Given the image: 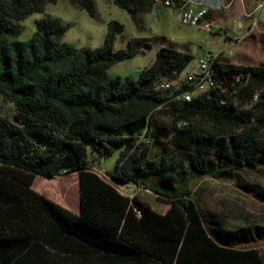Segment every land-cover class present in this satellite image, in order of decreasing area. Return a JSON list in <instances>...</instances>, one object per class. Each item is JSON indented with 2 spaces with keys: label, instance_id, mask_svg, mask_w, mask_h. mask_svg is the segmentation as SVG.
Returning <instances> with one entry per match:
<instances>
[{
  "label": "trees",
  "instance_id": "16d2710c",
  "mask_svg": "<svg viewBox=\"0 0 264 264\" xmlns=\"http://www.w3.org/2000/svg\"><path fill=\"white\" fill-rule=\"evenodd\" d=\"M68 1L95 16L94 0ZM104 1L141 27L154 0ZM55 3L0 0V97L13 107L11 119L0 115V264H264V249L239 248L247 237L264 236V227L232 232L211 215L208 231L192 190L176 184L183 158L192 174L217 181L264 171V66L219 58L220 89L176 100L154 84L184 71L194 57L159 37L130 38L116 50L124 33L118 21L107 24L104 44L95 49L64 43L67 26L48 14L35 22L29 40L18 41L22 21ZM157 42L153 62L137 78L108 75L112 65ZM236 77L243 84L231 86ZM255 90L260 97L250 106ZM161 109L171 120L173 152L151 136ZM88 146L99 158L120 151L112 173L95 170ZM72 174L78 213L32 187L37 176ZM129 184L153 191L166 212L122 194L120 187ZM241 187L264 203L263 187Z\"/></svg>",
  "mask_w": 264,
  "mask_h": 264
},
{
  "label": "rangeland",
  "instance_id": "374dc122",
  "mask_svg": "<svg viewBox=\"0 0 264 264\" xmlns=\"http://www.w3.org/2000/svg\"><path fill=\"white\" fill-rule=\"evenodd\" d=\"M94 1L96 6L95 16H90L84 10L72 6L68 0H56L55 4H47L44 13H34L22 21V31L17 40L21 42L29 40L35 31V22L43 18L45 14L58 18L63 25L67 26V32L62 41L77 49L101 47L107 34V24L113 20L124 26L123 35L118 37L115 43L116 50L124 49L127 40L130 38L152 36L160 28V25L154 22L151 29L144 30V26H135L126 10L119 8L110 1ZM232 18L235 19V17ZM258 20L264 22V9L263 12L262 9L259 11ZM176 34L189 37L196 43L203 44L206 50L210 52L222 53L225 58H228L234 64L264 66V43H259L257 47H254L249 45V41H245L240 46L229 47L223 35L212 36L211 33L196 27H185V25ZM158 47L157 42L152 50H143L131 60L112 65L108 69V75L110 77L137 78L138 73L153 62ZM161 111L163 110L155 112L156 128L151 136H158L162 147L173 152V148L168 144L171 120L168 115ZM12 114L13 107L0 97V115L11 119ZM159 128L168 134L159 135ZM119 155L120 151L118 150L110 157L99 158L96 153L91 152V148L88 146L89 160L100 170L101 176L114 171ZM179 157H182V155L179 154ZM182 162L176 175V184L188 185L192 190V199L200 210L208 231L211 227L210 222L213 215L224 229L232 232L240 230L253 231L255 227H264V203L255 199L252 194L241 187L245 183L259 185L264 188V171H240L234 181H217L212 178L197 177L190 172L184 158ZM148 183L152 184L153 182L149 181ZM33 189L66 209L78 213L79 188L77 174L64 175L55 179H45L37 176L34 180ZM120 189L124 191L126 196L130 198L137 197L139 200L148 203L159 214H163L168 209V205L157 199L153 191L140 189L136 184L122 186ZM240 244L243 245H239V248L264 249V236L257 239L247 237Z\"/></svg>",
  "mask_w": 264,
  "mask_h": 264
},
{
  "label": "crops",
  "instance_id": "0c3cea01",
  "mask_svg": "<svg viewBox=\"0 0 264 264\" xmlns=\"http://www.w3.org/2000/svg\"><path fill=\"white\" fill-rule=\"evenodd\" d=\"M187 0H178L179 3H183ZM195 3L203 2L210 8L207 18L215 25L217 31L211 33L212 36H224L227 41V46H240L243 42L249 41V45L257 47L259 43H264V22L258 20L259 11L264 9L263 0H193ZM263 6L259 9V4ZM198 6V5H196ZM255 12V15L248 17L249 14ZM261 16V15H260ZM232 17H235L232 18ZM256 19V25L251 28L252 22ZM231 21V22H230ZM157 22L160 25L159 30L155 31L152 36L144 38H162L165 39V44L173 47L176 51L189 54L194 59L203 57L207 53H213L203 46V44L196 43L193 39L182 35H177L176 32L183 27L180 24L175 14L171 9L164 8L160 14L153 15L151 11L143 16L144 30L151 29L152 23ZM191 27V26H185ZM234 36L238 38V41L234 44L231 42V38L228 36ZM158 50V49H157ZM220 54L221 62L247 66L241 64H234L225 58L222 53ZM95 170L99 173L100 170L95 167ZM34 184V183H33ZM33 187V186H32ZM120 192L125 195L124 191L120 189ZM79 212V208H78Z\"/></svg>",
  "mask_w": 264,
  "mask_h": 264
},
{
  "label": "built area",
  "instance_id": "2783aa9c",
  "mask_svg": "<svg viewBox=\"0 0 264 264\" xmlns=\"http://www.w3.org/2000/svg\"><path fill=\"white\" fill-rule=\"evenodd\" d=\"M262 6V3L259 4L257 9ZM164 8L171 9L177 21L182 25L196 27L208 33L217 31L215 25L207 18L210 8L204 5L202 1L195 3L193 0H187L179 3L178 0H154L151 13L158 15ZM253 15H255V12L249 14L248 17H252ZM255 25L256 19L252 22L251 28ZM228 36L231 38L232 44L238 41V38L230 34ZM219 57L220 54L207 53L203 57L192 61L181 73L175 74L171 78H159L156 80L154 88L157 91L169 92L173 96V99L187 102L191 101L194 97L207 95L212 91L220 89V81L217 80L214 69V65L218 62ZM236 84H243L240 77H236L231 86H235ZM235 92V90L232 91V93ZM260 92L261 90H255L252 93L250 106L258 102ZM135 212L138 215L140 214V210L136 206Z\"/></svg>",
  "mask_w": 264,
  "mask_h": 264
}]
</instances>
